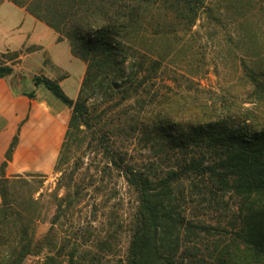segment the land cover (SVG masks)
Masks as SVG:
<instances>
[{
    "label": "trees",
    "instance_id": "obj_1",
    "mask_svg": "<svg viewBox=\"0 0 264 264\" xmlns=\"http://www.w3.org/2000/svg\"><path fill=\"white\" fill-rule=\"evenodd\" d=\"M8 1L51 28L57 42L66 40L86 69L75 100L59 80L32 78L71 116L55 167V208L42 236L37 225L44 205L36 194L43 174L6 177L17 137L6 153L0 167V264H101L117 231L84 247L80 230L70 231L67 223L86 189L106 174L122 179L135 201L121 264H264V127L235 110L229 89L202 86L212 63L194 29L204 16L221 26L220 17L229 14L237 42L215 43L209 35L211 48L224 44L227 56L248 44L259 54L264 0ZM17 58V51L0 53V78L13 76L8 61ZM244 71L264 93V71ZM23 94L36 97L35 91ZM132 144L150 151L151 161L130 155ZM81 150L102 163L86 186L85 163L72 162ZM230 199L236 220L230 229L212 225L206 214L189 213L198 206L205 213L213 204L228 206Z\"/></svg>",
    "mask_w": 264,
    "mask_h": 264
},
{
    "label": "rangeland",
    "instance_id": "obj_2",
    "mask_svg": "<svg viewBox=\"0 0 264 264\" xmlns=\"http://www.w3.org/2000/svg\"><path fill=\"white\" fill-rule=\"evenodd\" d=\"M220 18H222L221 26H215L210 20H205L204 16L194 28L195 31H199V37H202L203 41L206 43L208 61L212 63L209 74L201 79V84L215 91L229 89L231 99L236 104L235 110L241 111L244 114L246 112L250 113L251 116L248 118L254 120L258 127H264V93L256 91L251 80L245 75L244 71V66L250 70L258 71V74L264 71V34L258 38L259 47L257 51H260L259 54L253 50H247L248 47H250L247 44L245 47L243 45L238 47L234 46L232 52L229 51L227 56H225L226 53L223 56L221 50L222 48L225 50L223 47L224 44H215L216 46L211 48L208 42L209 35L216 36L212 37L215 43H225L226 39L230 40L232 38L234 43L238 40L239 32L228 22V19H231L232 16L223 14ZM262 33H264V31ZM34 40H39L42 43L27 44L24 43V41L21 48L17 50L0 52H19V58L14 61H7L10 64L13 63L14 69L18 71V76L23 80L21 84L26 89L33 86L32 78L34 75L49 77L45 74L50 72H54L52 74L58 73L53 69L51 57H49L48 52L45 51L43 47V45L45 47L49 46L48 36L39 32L36 35L34 34ZM64 41L70 49L69 43L66 40ZM63 48L64 46L59 45L56 49L50 48L49 52L52 57H58L62 60V53L58 52H62ZM214 65H217V67ZM64 68L67 69L70 78L64 80L61 87L68 97L75 100L77 98L76 91L80 76L79 71L66 66ZM66 76L67 73H64L63 78ZM142 148L139 145L135 146V144H132L129 147V153L138 161H151L152 153ZM72 162L85 163L81 170V178L85 186L91 182L89 178L90 173H93L95 167L101 163L99 159H95L92 154L84 150L79 151L78 154L75 153ZM27 173L43 174L42 178L37 179L41 181V183H37L40 189L36 194V196H39L40 193L42 194L41 202L44 205V211L37 225V234L38 236H42L50 227L49 222L52 219L53 210L55 208L53 192L57 187L60 173L56 172L55 169L52 173L32 170L24 172L21 175ZM85 192L88 195L80 205L79 212L69 219L67 227L68 229L72 227L70 231L75 229L80 230V237L78 239L84 247L92 245L97 239H104L106 237V232L110 233L117 231L118 234H115L113 238L109 239L101 264H121L120 261L125 257V252L129 243L128 222L130 221L135 206L134 196L122 179L111 177L108 174H106L103 181L96 183L93 187L87 188ZM64 193L65 190L61 189L58 194L59 197ZM233 202L230 199L228 206H216V204H213L212 207L208 209L207 213H205L202 207L198 206L193 210V213H189L190 215H196L198 217H204V214H206L205 216L212 225H222L230 229L232 225L236 223L235 213H233L232 210L230 211V205ZM118 212L120 215L119 217H117ZM117 218H120V220ZM118 222L121 223L119 227H117ZM89 224H91V226Z\"/></svg>",
    "mask_w": 264,
    "mask_h": 264
},
{
    "label": "crops",
    "instance_id": "obj_3",
    "mask_svg": "<svg viewBox=\"0 0 264 264\" xmlns=\"http://www.w3.org/2000/svg\"><path fill=\"white\" fill-rule=\"evenodd\" d=\"M48 36L49 46L44 47L58 73L45 74L60 85L70 78L67 69L79 71L76 97L85 73V63L74 57L67 43L57 42V34L47 25L31 16L27 11L4 0L0 3V52L21 48L22 43H39L34 34ZM42 43V42H40ZM44 43V42H43ZM42 45V44H41ZM64 46L62 60L52 57L49 49ZM65 65V66H63ZM68 65V66H67ZM67 76L63 78V74ZM23 80L15 69L13 76L0 78V167L6 160V153L17 137V144L5 170L6 177L27 171L52 173L68 130L71 110L44 87L28 89L22 86ZM36 92L35 98L23 93ZM1 203V198H0Z\"/></svg>",
    "mask_w": 264,
    "mask_h": 264
}]
</instances>
